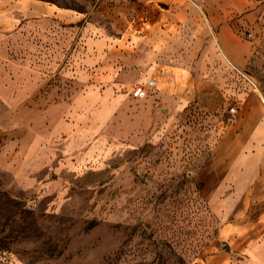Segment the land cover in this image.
Segmentation results:
<instances>
[{
	"label": "rangeland",
	"instance_id": "obj_1",
	"mask_svg": "<svg viewBox=\"0 0 264 264\" xmlns=\"http://www.w3.org/2000/svg\"><path fill=\"white\" fill-rule=\"evenodd\" d=\"M58 3L86 13L103 5L106 33L122 37V47L107 58L106 78L97 67L82 80L46 36L36 46L32 31L0 40V264H211L228 249L220 233L231 216L210 206L200 173L239 101L211 114L201 107L196 75L216 66L195 56L204 48L163 55L140 24L144 3ZM114 10L134 27H112ZM262 34L246 76L223 83L234 92L248 86L264 101ZM178 51L182 89H191L181 106L159 90L133 97L132 86L156 67L154 52L171 67Z\"/></svg>",
	"mask_w": 264,
	"mask_h": 264
},
{
	"label": "crops",
	"instance_id": "obj_2",
	"mask_svg": "<svg viewBox=\"0 0 264 264\" xmlns=\"http://www.w3.org/2000/svg\"><path fill=\"white\" fill-rule=\"evenodd\" d=\"M114 1L120 5L129 1L144 3L147 8L141 15L142 22L136 23L147 27V38L162 49L163 55L171 47L204 48L195 56L200 63L215 65L217 71H200L196 77L201 83L193 91L207 113L222 112L232 97L239 101L238 108L233 106L237 119L225 126L200 173L201 192L210 206L225 208L226 215L231 216L220 233L228 249L214 255L211 264H264V101L248 86L234 92L223 83L227 76L242 81L245 70L260 53L264 0ZM103 5L86 13L42 0H0V40L11 31L17 30L23 36L32 31L36 46L46 36L51 48H57L55 53L62 51L68 63H74L80 79L97 67L99 76L106 78L107 58L112 54L119 58L123 38L107 35ZM148 6L157 11L155 17ZM113 14L112 27H134V21L122 23L119 10ZM177 55V66L170 67L154 52L151 61L156 67L145 80L155 79L154 91L171 93L174 104L181 106L180 101L186 100L191 89H182L187 69L184 54L178 51ZM168 80L170 87L163 89ZM239 200L241 206L234 209Z\"/></svg>",
	"mask_w": 264,
	"mask_h": 264
},
{
	"label": "built area",
	"instance_id": "obj_3",
	"mask_svg": "<svg viewBox=\"0 0 264 264\" xmlns=\"http://www.w3.org/2000/svg\"><path fill=\"white\" fill-rule=\"evenodd\" d=\"M157 89V81L153 78H149L144 81H138L132 86V95L135 98H146L148 92ZM237 112L236 107H231L229 113L234 115Z\"/></svg>",
	"mask_w": 264,
	"mask_h": 264
},
{
	"label": "trees",
	"instance_id": "obj_4",
	"mask_svg": "<svg viewBox=\"0 0 264 264\" xmlns=\"http://www.w3.org/2000/svg\"><path fill=\"white\" fill-rule=\"evenodd\" d=\"M42 1H46V2H50V3H53V4H57L58 6H60V7H65V8H70V9H72L71 7H69V6H62V5H60L59 3H58V0H42Z\"/></svg>",
	"mask_w": 264,
	"mask_h": 264
},
{
	"label": "bare ground",
	"instance_id": "obj_5",
	"mask_svg": "<svg viewBox=\"0 0 264 264\" xmlns=\"http://www.w3.org/2000/svg\"><path fill=\"white\" fill-rule=\"evenodd\" d=\"M256 91L260 94V92H259V90L258 89H256ZM261 95V94H260Z\"/></svg>",
	"mask_w": 264,
	"mask_h": 264
}]
</instances>
